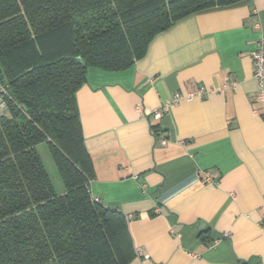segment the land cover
<instances>
[{"label": "crops", "instance_id": "1", "mask_svg": "<svg viewBox=\"0 0 264 264\" xmlns=\"http://www.w3.org/2000/svg\"><path fill=\"white\" fill-rule=\"evenodd\" d=\"M262 36L264 0H243L177 22L125 70L88 68L77 101L91 194L132 216L130 264H264V107L251 58Z\"/></svg>", "mask_w": 264, "mask_h": 264}, {"label": "trees", "instance_id": "2", "mask_svg": "<svg viewBox=\"0 0 264 264\" xmlns=\"http://www.w3.org/2000/svg\"><path fill=\"white\" fill-rule=\"evenodd\" d=\"M243 0H0V264H130L128 216L91 194L77 92L190 15ZM153 132L157 131L153 127ZM45 143L64 191L37 149Z\"/></svg>", "mask_w": 264, "mask_h": 264}, {"label": "built area", "instance_id": "3", "mask_svg": "<svg viewBox=\"0 0 264 264\" xmlns=\"http://www.w3.org/2000/svg\"><path fill=\"white\" fill-rule=\"evenodd\" d=\"M252 61H253V75L254 78L257 81L258 84V91H257V95H256V100L261 102L263 104L264 107V36H262L258 42H257V48L256 50L253 52L252 54ZM228 85H236L235 81H228L226 82L225 86ZM7 93V88L4 84L1 83L0 81V111L5 108V101H4V96ZM204 93H206V89L204 87H201L199 90H197L195 93H188V94H184V93H176L173 98H172V104L174 103H178L179 101H181L182 99H191L193 97H202L204 95ZM158 115H160V111L156 112ZM264 117V114H263ZM159 141L161 142V144H166L167 143V139L165 137H159ZM212 173L211 172H207L206 174V179L205 182H208L212 179ZM97 201L99 200L98 198H95ZM262 207L264 208V203L262 205ZM129 219L132 218V216H128ZM141 252V249L138 250V253ZM146 258H148V256L146 255Z\"/></svg>", "mask_w": 264, "mask_h": 264}, {"label": "rangeland", "instance_id": "4", "mask_svg": "<svg viewBox=\"0 0 264 264\" xmlns=\"http://www.w3.org/2000/svg\"><path fill=\"white\" fill-rule=\"evenodd\" d=\"M37 149L43 159L48 173L50 174V177L55 185L57 192L62 193L64 191V185L61 181L60 175L57 171L56 165L53 161V158L47 145L45 143H41L38 145Z\"/></svg>", "mask_w": 264, "mask_h": 264}, {"label": "water", "instance_id": "5", "mask_svg": "<svg viewBox=\"0 0 264 264\" xmlns=\"http://www.w3.org/2000/svg\"><path fill=\"white\" fill-rule=\"evenodd\" d=\"M0 77H1V78L4 77V75L2 74V69H1V67H0Z\"/></svg>", "mask_w": 264, "mask_h": 264}]
</instances>
